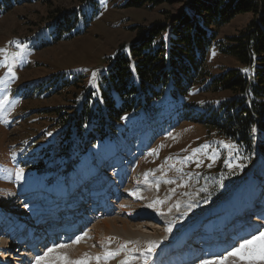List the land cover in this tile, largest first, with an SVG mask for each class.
I'll return each mask as SVG.
<instances>
[{
    "label": "rangeland",
    "instance_id": "374dc122",
    "mask_svg": "<svg viewBox=\"0 0 264 264\" xmlns=\"http://www.w3.org/2000/svg\"><path fill=\"white\" fill-rule=\"evenodd\" d=\"M97 1L98 14L90 27L70 39L53 40L46 29L55 20V7H80V1L37 0L15 6L0 16V48L6 50L0 53V62L6 54L15 73L13 77L8 65L0 63V100L8 97V103L0 109V225L6 226V230L0 227L4 230L0 233V264H30L48 248L53 249L49 254L53 264H122L125 260L128 264H144L145 256L147 264H199L216 252V245H208L210 235H215V244L221 243V250L228 245L227 251L233 250V245L238 247L245 237L252 239L253 233L259 236L264 231V183L259 185L258 194L256 190L262 182L258 180L260 171L264 172V115L255 119L248 137L242 136L240 147L204 124L206 120H218L220 114L214 107L230 98V93L217 95L192 89L188 98L179 99L189 112L164 103L133 117L125 115L117 126L103 123L98 116L95 125L104 124V138L99 135L100 129L93 128L91 132V125L77 128L75 120L81 110L97 111L94 88L110 58L133 42L137 32L163 20L165 11H174V6L167 3L124 8L126 0ZM249 20L247 14L236 16L218 30V38L244 30ZM17 52L19 56L14 55ZM215 54L211 47L207 69L212 74L235 66L246 68L231 57ZM72 80L77 84L66 85ZM256 99L264 104L262 96ZM100 106L103 111L102 102ZM56 108L62 112L60 118L54 114ZM221 142L236 145V150L225 148ZM203 145L209 147L193 156V150ZM58 147L64 150L63 157L57 155ZM212 155L216 157L214 162L209 159ZM190 156L192 159H186ZM229 163L242 164L243 168L230 169ZM18 168L24 169L23 179L15 175ZM158 175L166 180L162 181L165 190L160 193L155 192L161 186L154 182L156 179L161 184ZM150 193L163 200L169 198L172 203L151 211L144 206ZM75 200L83 201L84 207L97 201V210L92 213L87 208H77L78 215L79 209L83 212L84 208L86 213L74 221L79 227L75 234L65 237L57 229L60 239L69 241L58 243L54 239V246L38 247L25 257L16 254L15 248L8 249L15 231L25 222L34 225L38 217H32L38 212L52 208L49 212L57 211L63 217L59 222L70 224V217H66L75 214ZM180 200L184 209L177 211ZM245 211L253 217L245 218ZM165 213L170 216L164 217ZM113 219L115 226L110 227L111 222L103 224ZM224 219L233 221L225 228L215 227V231L222 229L216 233L210 229L206 234L209 224L223 225ZM121 221L130 226L131 232L119 228ZM188 224H198L197 231L191 233L185 251L174 252L170 247L175 248L186 238L182 232ZM250 231L249 236L244 235ZM242 234L245 237L240 238ZM77 237H81L79 242ZM230 239L235 243L228 244ZM192 241L196 242L189 247ZM170 242L174 244L167 245ZM151 244L155 248L148 254ZM258 247L259 241L245 251ZM118 250L119 255L103 259L105 252ZM3 252H10L14 258L5 260ZM194 252L200 256L192 262ZM162 253L166 254L164 259ZM97 256L101 259H95ZM226 264L249 262L230 256Z\"/></svg>",
    "mask_w": 264,
    "mask_h": 264
},
{
    "label": "trees",
    "instance_id": "16d2710c",
    "mask_svg": "<svg viewBox=\"0 0 264 264\" xmlns=\"http://www.w3.org/2000/svg\"><path fill=\"white\" fill-rule=\"evenodd\" d=\"M35 1L0 0V16L15 6ZM76 1L82 5L53 9L55 20L46 29L53 40L85 33L97 16V0ZM163 3L174 6V11H165L163 20L137 32L133 42L110 58L94 88L97 111L81 110L75 120L77 128L91 125L89 130L100 129L99 135L104 138V124L95 125L100 116L103 123L117 126L125 115L133 117L164 103L189 112L179 99L188 98L196 89L200 93L232 95L214 107L220 114L218 120H206L204 124L240 147L242 136L248 137L255 119L264 115V104L256 99L264 98V0H126L123 7ZM244 14L250 15L244 30L218 38L219 29ZM211 47L215 55L231 57L248 71L235 66L212 74L207 69ZM75 84L77 81L72 80L66 85ZM54 114L60 118L62 112L56 108ZM56 152L63 157L64 150L58 147Z\"/></svg>",
    "mask_w": 264,
    "mask_h": 264
},
{
    "label": "snow or ice",
    "instance_id": "6c2138e0",
    "mask_svg": "<svg viewBox=\"0 0 264 264\" xmlns=\"http://www.w3.org/2000/svg\"><path fill=\"white\" fill-rule=\"evenodd\" d=\"M105 0H101V3H104ZM0 53H6L5 49L0 48ZM15 56H19L20 53L17 52L14 54ZM4 65H8V72L12 74V76H15V73L12 71V67L9 65V57L5 54V58L2 62ZM242 71L247 72L248 69H243ZM93 76V80L95 79L96 73L93 72L92 73ZM0 82H3V78H0ZM8 103V97L5 95L3 97L2 100H0V109L4 108V105ZM255 129H253L254 131ZM223 144V142H221ZM223 146L225 148L231 149V150H236V145L234 144H223ZM209 146L208 145H203L201 149H194L193 150V156L196 155V153L200 152L203 149H207ZM215 155H212L209 157V159L213 160V162L215 161ZM237 158H239L237 156ZM186 159H192V157H187ZM230 169H232L233 167H240L243 168L242 164H238V165H233L231 163H229L227 165ZM209 167H211V165H209ZM15 175L17 177V179H23L24 177V169L23 168H18L15 172ZM168 183H173V181H168ZM155 203L159 204V203H163V201H159L157 200ZM154 205L150 204L148 205V207H153ZM168 231H171V228L169 227L167 229ZM252 235V239H248V238H243V242L239 243V246L236 247L235 245H233V250L231 251H226V253H220V254H212L210 255L208 258L206 259H201L199 261V264H226V261L228 260V257L232 256V257H238L241 260H246L249 262V264H253V262L255 261H264V231L260 232L259 236H256L255 233L251 234ZM81 239V237H77L76 238V242H79V240ZM257 241H259V247L258 250H249V251H245L247 249H252V246L255 245L257 243ZM60 247H64V245H59ZM155 248V244H151L148 249H147V253L151 254L152 251ZM120 250H123V246ZM53 251L52 248H48L45 252H43V254H37L35 256L34 261L30 262V264H53V262L49 259V254ZM119 255V250L117 252H105L103 255V259L107 260L109 258H114L115 256ZM95 259L99 260L101 259L100 256L95 257ZM129 259H135V257H129ZM147 259L148 257L145 256L144 257V264H147ZM69 264H72V262H69ZM122 264H128V261L125 260L122 262Z\"/></svg>",
    "mask_w": 264,
    "mask_h": 264
},
{
    "label": "bare ground",
    "instance_id": "6f19581e",
    "mask_svg": "<svg viewBox=\"0 0 264 264\" xmlns=\"http://www.w3.org/2000/svg\"><path fill=\"white\" fill-rule=\"evenodd\" d=\"M136 173V172H135ZM260 173H262V170L260 171ZM133 178H134V175H133ZM160 180V179H159ZM154 182H157V185L159 186V185H161L160 187H159V190L158 191H155L156 193H160V192H162V191H164L165 189L164 188H162V184H159V182H158V180H154ZM135 183V182H134ZM137 184H140V186L142 185L141 183H137ZM134 185V184H133ZM156 185V186H157ZM155 186V187H156ZM157 186V187H158ZM154 187V188H155ZM150 190H151V188H150ZM155 190H157V189H155ZM143 191V190H142ZM133 194V193H132ZM143 194V193H142ZM146 194V193H145ZM144 194V195H145ZM153 194V193H152ZM136 195H138V194H136ZM149 195V194H148ZM150 195H151V193H150ZM259 196V195H258ZM137 197V196H136ZM146 197V196H145ZM129 198H132V197H130L129 196ZM165 198H167V196L165 197ZM178 198V197H177ZM177 198H175L176 200H177ZM168 200H163V199H160V198H158L155 194H153V195H151V196H148V201H146V203L144 204V206H146V207H148V205H150V204H152V205H154L153 207H149V210H158V207H161V206H163V204H168V203H172V200H170L169 198H167ZM180 198H178V200H179ZM135 200V199H134ZM157 200H159V201H163V203H159V204H157V203H155ZM132 201H133V198H132ZM227 201H228V198H227ZM140 202V201H139ZM82 203L83 202H80L79 204H81L82 205ZM139 204V203H138ZM140 205V204H139ZM143 205V204H142ZM136 206V205H135ZM143 206V207H144ZM187 206V205H186ZM257 206H259V205H257ZM134 207V206H133ZM137 207V206H136ZM135 207V208H136ZM78 208V207H77ZM138 208V207H137ZM184 209V204L182 203V201L180 200V203H176V210L177 211H182ZM191 209V208H190ZM192 209H193V207H192ZM143 210V209H142ZM145 210V209H144ZM209 210V209H208ZM208 210H207V214H208ZM159 212H162V210H160ZM159 212H158V214H159ZM156 213V212H155ZM168 213H170V212H168ZM168 213H165V216L164 217H169L170 215H168ZM209 214H211V213H209ZM243 214H245L244 216H245V218H248V217H250V218H252L253 216L251 215V213L249 212V211H245V212H243ZM212 215H214V214H212ZM212 215H209L208 217H212ZM237 215V214H236ZM77 216H80V215H78L77 213H76V215H75V217H77ZM238 216H240V213L236 216V217H238ZM37 217V216H36ZM71 217V216H70ZM241 217H243V216H241ZM35 218V217H34ZM249 218V219H250ZM205 220H207V219H205ZM232 219H230V221H228V219L227 220H223L222 221V223H223V225H221V224H217V223H213V224H209L208 225V230L206 231V234H208L209 233V231H210V229H211V233H216L217 231H219V230H222L221 228H219L218 230H216L215 231V227H218L219 225L220 226H222L223 228H225V227H227L232 221H231ZM115 219H113V220H111V221H107V222H105V223H103V224H106V223H108V222H111L110 223V227H113V226H115L116 224H115ZM160 221V220H159ZM161 221H163L162 219H161ZM212 221V220H211ZM237 222H239V221H237ZM76 222H74V221H71L70 222V224L68 225V232H70L71 231V234H73V232H75L76 230H75V227H77V224L76 225H74ZM121 223H122V225L119 227L121 230H123V231H125V232H128V231H130L131 232V228L129 229V227L130 226H127L126 225V223L124 222V221H121ZM29 225H31V226H33L32 224H31V222L30 223H28ZM25 225H27V223L25 222ZM25 225H24V227H25ZM53 226H54V224H53ZM53 226H52V228H51V230L53 229ZM196 226H198V224H188L187 226H186V228H185V230L183 229V231L184 232H182V235H183V233H185V236H186V238H185V236H184V240L183 241H180V242H178L177 243V245H176V247L177 246H179L180 244H181V246L182 245H184L183 246V250L181 249L180 251H185V249L186 248H188V247H186V245L188 244V242L190 241V239H192L191 238V236H192V232H193V234H195V231H197V227ZM1 227V226H0ZM3 227V226H2ZM35 227V226H34ZM4 228V230H5V227H3ZM41 227H39V229H40ZM66 228H67V226H66ZM78 228V227H77ZM127 228H128V230H127ZM63 229H65V226H63ZM3 230V229H2ZM3 230V231H4ZM2 231V232H3ZM55 231V230H54ZM54 231H51V232H53L54 233ZM1 231H0V233H2ZM252 232L250 231V232H246V233H244V235L245 236H249L250 234H251ZM181 235V236H182ZM26 235L23 233V232H21V233H16V235L14 236V237H12L10 240H9V242H8V240H7V245H9V248L8 249H10L11 248V246L12 245H14V246H16L17 245V242L19 241V240H21L22 238H24ZM45 236H47V235H45ZM16 237H18V239H16V241H14L13 242V240H15V238ZM41 237V236H40ZM71 237V236H70ZM69 237V238H70ZM166 237V236H165ZM210 237L212 238L213 236H211L210 235ZM68 238V239H69ZM30 241H36V246L37 245H39L41 242H46V238H44V237H42L41 239H39V238H37V237H34V236H32V239L30 240ZM41 241V242H40ZM230 241H231V243H235V242H233V240H231L230 239ZM20 242V241H19ZM39 242V243H38ZM196 241H192L190 244H189V247H192V245H193V243H195ZM207 242H210V241H207ZM14 243V244H13ZM24 243V242H23ZM173 242H170L169 244H167V245H171ZM174 244V243H173ZM11 245V246H10ZM196 246V245H195ZM171 249L173 248L172 246L170 247ZM176 249V251L174 250V252H177V251H179V250H177V248H175ZM4 253V255L5 256H3L4 257V259L5 260H9L10 258L11 259H13V256L10 254V252H3ZM193 253V252H192ZM220 253H222V252H215V253H213V254H220ZM166 254H163L162 256H165ZM194 255H196V257L194 256V258L192 259V254H190V255H188L189 256V259L191 258L192 260V262H194V261H196L198 258H199V256H200V253H198V254H195V252H194ZM159 256H161V254L159 255ZM10 259V260H11ZM186 259H187V256H186ZM7 264H9V262L7 263Z\"/></svg>",
    "mask_w": 264,
    "mask_h": 264
}]
</instances>
